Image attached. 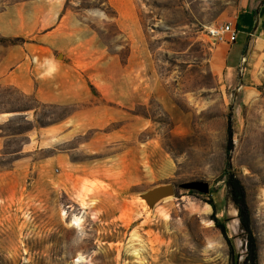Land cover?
I'll return each instance as SVG.
<instances>
[{
  "label": "rangeland",
  "instance_id": "1",
  "mask_svg": "<svg viewBox=\"0 0 264 264\" xmlns=\"http://www.w3.org/2000/svg\"><path fill=\"white\" fill-rule=\"evenodd\" d=\"M239 2L0 0V264H228L208 199L242 259L229 112L264 264V10L235 69L208 34ZM165 184L173 194L146 195Z\"/></svg>",
  "mask_w": 264,
  "mask_h": 264
},
{
  "label": "trees",
  "instance_id": "2",
  "mask_svg": "<svg viewBox=\"0 0 264 264\" xmlns=\"http://www.w3.org/2000/svg\"><path fill=\"white\" fill-rule=\"evenodd\" d=\"M249 37L246 36L245 43L241 48V54L244 55ZM233 129L232 114L229 112L226 119V144L224 148V168L223 176L227 190V195L236 209V218L238 221L240 235L245 242V253L242 259L235 252L231 238L228 236L226 219L217 216V207L212 199L206 202L211 208L210 220L215 228L220 232L227 247L228 264H258L257 242L252 230L251 213L246 201V194L243 184L234 173L231 154L233 150Z\"/></svg>",
  "mask_w": 264,
  "mask_h": 264
},
{
  "label": "crops",
  "instance_id": "3",
  "mask_svg": "<svg viewBox=\"0 0 264 264\" xmlns=\"http://www.w3.org/2000/svg\"><path fill=\"white\" fill-rule=\"evenodd\" d=\"M263 10H264V0H240L239 9L233 21L236 27V31H237L236 39L233 43H227L228 46H227L226 55H225V61L227 63V68L235 69L239 65L240 60L243 56L241 54V48L245 42H242L243 44L242 46H240L241 43L237 40V37H239L240 34H244L245 39H246V36H248L250 39L251 31L253 30L255 25H256L255 29L257 31L260 20L262 18L261 13ZM263 30H264V23H262L261 26L259 27L258 33L263 32ZM252 42L253 43L251 45V50L252 52H254L257 50V48L260 45V39L253 40ZM253 44H255L254 47H253ZM1 71L2 70L0 67V72ZM12 74L16 77L17 80L25 79L23 75L16 73V69H13ZM3 78L4 77L0 75V79H3ZM54 96L55 97H53L52 102L59 101V100L61 101V97L58 93H55ZM26 118L28 119L29 117L26 116ZM1 120H5V117L2 115H0V121ZM43 128H44L43 130H36V129L34 130V134L37 137V139L35 140L37 141V145L35 144L34 147L36 146L37 148H42V146L44 145H41L40 142L42 141L43 136L50 132L56 131L58 129V127H52V126L43 127ZM32 141H33L32 135H29L28 141L26 142L25 145L22 146V151H30L29 157L33 155V151L31 152V149L34 148ZM59 156L61 155H53L51 157H45L43 159L37 160V162L40 163V165L47 163L49 160L54 162L60 158ZM37 176L38 177L41 176V173H37Z\"/></svg>",
  "mask_w": 264,
  "mask_h": 264
},
{
  "label": "built area",
  "instance_id": "4",
  "mask_svg": "<svg viewBox=\"0 0 264 264\" xmlns=\"http://www.w3.org/2000/svg\"><path fill=\"white\" fill-rule=\"evenodd\" d=\"M236 27L233 21H224L208 28V34L218 42L233 43L236 39Z\"/></svg>",
  "mask_w": 264,
  "mask_h": 264
},
{
  "label": "water",
  "instance_id": "5",
  "mask_svg": "<svg viewBox=\"0 0 264 264\" xmlns=\"http://www.w3.org/2000/svg\"><path fill=\"white\" fill-rule=\"evenodd\" d=\"M173 193H174L173 185L165 184L162 186H157V187L151 188L147 192L146 195L148 197L152 198L153 200H157L158 198H160L162 196L173 194Z\"/></svg>",
  "mask_w": 264,
  "mask_h": 264
},
{
  "label": "bare ground",
  "instance_id": "6",
  "mask_svg": "<svg viewBox=\"0 0 264 264\" xmlns=\"http://www.w3.org/2000/svg\"><path fill=\"white\" fill-rule=\"evenodd\" d=\"M255 46V44H253V47ZM207 207L209 208V206L207 205ZM63 214H65V212L63 211ZM81 217V216H80ZM80 217H78V216H72L71 218H70V222H69V225H71V226H74V227H76V228H79L80 227V223H81V218ZM237 221L235 220V223H236ZM79 259V258H78ZM81 260V259H80ZM78 261V260H77Z\"/></svg>",
  "mask_w": 264,
  "mask_h": 264
}]
</instances>
